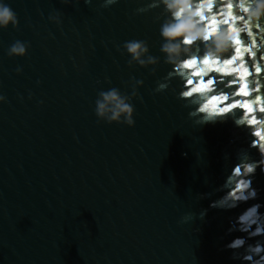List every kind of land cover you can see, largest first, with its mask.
<instances>
[{
	"label": "water",
	"instance_id": "obj_1",
	"mask_svg": "<svg viewBox=\"0 0 264 264\" xmlns=\"http://www.w3.org/2000/svg\"><path fill=\"white\" fill-rule=\"evenodd\" d=\"M5 2L18 27L0 30V264H264V15L193 0L241 43L207 57L197 41L174 67L168 14L136 11L158 0ZM16 40L26 55L9 58ZM130 40L159 63L129 67ZM135 80L134 126L99 120L98 93Z\"/></svg>",
	"mask_w": 264,
	"mask_h": 264
},
{
	"label": "clouds",
	"instance_id": "obj_2",
	"mask_svg": "<svg viewBox=\"0 0 264 264\" xmlns=\"http://www.w3.org/2000/svg\"><path fill=\"white\" fill-rule=\"evenodd\" d=\"M79 3L81 0H75ZM85 4H90L91 0H82ZM118 0H103L102 7L108 8L116 4ZM162 6L168 14V18L160 27V34L163 39L161 52L166 57V63L176 66L183 64L182 56H189L192 53L191 46L197 41L205 42L204 55L214 57L226 52L232 43L236 40V32L231 29L215 30L210 34L206 27L200 23L197 11L194 9L193 0H158V3L150 4L147 8L141 7L137 13H144L149 8ZM244 11L250 19L259 18L264 15V0H244ZM61 13H50L48 19L59 25L61 23ZM18 27V18L15 11L5 0H0V30L7 29L9 26ZM29 45L20 40L14 41L8 48L7 55L9 58L24 57ZM123 48L131 57L128 61L129 67L138 64L142 68L149 65L155 66L159 63L157 57L149 54V47L146 41L130 40L123 44ZM187 49V52H185ZM146 57V58H145ZM17 74L22 72V68L17 66ZM153 74L155 68L153 67ZM143 81L135 80L132 85L131 95L121 94L120 90L113 87L107 91H100L95 101V114L99 120L107 123H124L129 127L134 126V108L130 101L138 98L137 87L142 85ZM166 85L160 83L155 89L156 92L165 90ZM22 99V98H21ZM6 97L0 95V103L4 102ZM123 118V119H122ZM249 173L254 171L250 167ZM247 186L245 187L246 190ZM251 196H255V192H251ZM248 217H255L256 209H250ZM254 222V221H253Z\"/></svg>",
	"mask_w": 264,
	"mask_h": 264
},
{
	"label": "snow or ice",
	"instance_id": "obj_3",
	"mask_svg": "<svg viewBox=\"0 0 264 264\" xmlns=\"http://www.w3.org/2000/svg\"><path fill=\"white\" fill-rule=\"evenodd\" d=\"M200 7L203 8L204 5H200ZM208 7L210 8L211 5H208ZM229 7H231V5H229ZM197 15H198V16H201V12L197 11ZM201 18L203 19V17H201ZM212 23L215 24V19H214V18H213ZM224 23L227 24V23H228V20H225ZM214 31H215V28L213 27V28H212V31L209 32V33L212 34ZM234 43L237 44V45H239L241 42H240L239 39H236V40L234 41ZM235 52H236V53H239V52H240V48L237 47V48L235 49ZM233 62H234L233 59H228V60H227V64H232ZM195 64H196V61H191V62H189L188 64L184 65V67H186V68H192V67L195 66ZM203 64H205V65L209 64V60H208V59L203 60ZM256 71L259 72L260 69H259V68H256ZM196 75H199V73H196ZM247 75H248V72L245 71V72H244V76L246 77ZM247 87H248V85L245 84L242 88L239 89V91L242 92L245 96L249 95V93L245 90V89H247ZM226 99H227V98H226ZM244 107L247 108L249 111L252 110L251 106H250L249 104H247V103L244 104Z\"/></svg>",
	"mask_w": 264,
	"mask_h": 264
}]
</instances>
